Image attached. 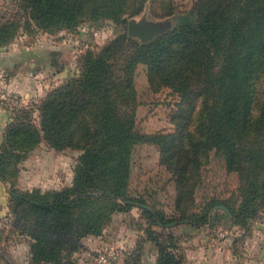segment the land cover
Masks as SVG:
<instances>
[{
    "label": "trees",
    "instance_id": "obj_1",
    "mask_svg": "<svg viewBox=\"0 0 264 264\" xmlns=\"http://www.w3.org/2000/svg\"><path fill=\"white\" fill-rule=\"evenodd\" d=\"M145 1L17 0L22 19L0 17V46L21 31L71 30L84 20L118 28L97 49H84L76 73L45 90L33 107L9 113L2 128L0 181L9 231L26 237V264H79L74 252L80 239L99 235L116 213L132 207L145 226H137L140 234L124 264H138L144 241L154 247V264H183L176 236L166 228L211 225L214 205L244 226L264 205V0H192L182 11L173 0H149L152 15L171 14L176 25L140 42L125 33V22ZM137 64L144 66L150 91L166 87L175 95L171 130L136 127ZM208 123L218 127L225 168L237 173L240 198L231 206L210 197L194 210V189L207 161ZM39 141L54 150H78L70 181L17 188V166ZM141 143L154 145L157 163L169 174L170 213L130 188L132 152ZM2 264L12 263L4 258Z\"/></svg>",
    "mask_w": 264,
    "mask_h": 264
},
{
    "label": "rangeland",
    "instance_id": "obj_2",
    "mask_svg": "<svg viewBox=\"0 0 264 264\" xmlns=\"http://www.w3.org/2000/svg\"><path fill=\"white\" fill-rule=\"evenodd\" d=\"M191 2L192 0H173L178 11L187 9L191 5ZM0 17L3 19L17 18L21 20L23 16L21 10L17 7V0H0ZM140 17L159 20L165 16L152 15L150 13V1L146 0L142 10L135 14L133 18L139 19ZM171 26L172 25L170 24V27ZM117 29V26L113 25L110 21L90 24L88 21L84 20L81 21L76 28L71 30L60 29L53 32L36 30L34 34L24 32L28 34V36L19 38V44L33 46L34 44L32 43L37 41L40 44H43L39 45V48H44L47 52V54H45L46 68L43 69V74L33 77L38 83L37 88H35L37 91L28 94V98L25 100V106L33 107V104L38 101V99L44 94L45 90L52 85L59 83L63 77L75 74L77 71L76 59L78 55L86 48L97 49L106 39L117 32ZM20 41L22 43H20ZM47 42H50L51 44L46 45L45 43ZM36 47L38 46L36 45ZM33 49H35V47ZM42 60H40V62L44 61ZM53 62H55V64H53ZM133 84L136 100V127L145 132L171 130L172 123L168 116L170 114L169 108L175 99V95L166 87H161L156 92L150 91L147 86L144 66L142 64H137L134 69ZM35 114L36 111L34 110L32 115L35 116ZM205 133L207 142V161L200 169L201 182L194 189L193 209H199V207L210 197L223 198L227 200L231 206H235L240 198L237 173L232 170H226L225 168L220 134L217 125L212 123L206 124ZM39 142L34 146L35 149H33L34 147L32 148L36 152L43 149L38 145ZM54 153L56 154V158L59 159V169L61 173H63L65 177L70 175L71 178V169L78 150L66 148L63 151H55ZM33 158H35L34 155H32V159ZM19 164L17 166L18 171L14 185L17 188L26 189V186L22 187V185H18L17 183V176L20 167ZM168 175L169 174L162 168V166L157 163V151L154 145L150 143H141L134 147L130 171V188L143 191L148 201H151L156 207L163 209L166 213L172 211L173 199V186L171 180L167 179ZM66 183L68 182L65 181L64 183H58V186ZM46 186L48 185H45L42 189L51 187V185L48 187ZM214 210L216 212V220L213 221L211 225L205 224L199 227L198 230L202 233V237H205L204 241H212L211 243L215 245V243L219 241V238L222 237L221 235H229V240L231 239L229 245L230 249L235 254V263L264 264V205L257 208L256 213L248 218L244 226L236 225L238 229L237 231L231 229L234 224L231 222L227 214L224 213L222 208H215ZM115 215L118 218L122 217L127 220V223L125 224L128 228L136 230V235L141 231L140 227L137 226H145V218L139 216V209L137 207H132L128 213L118 212ZM185 225L191 227L187 224ZM153 227L162 235L166 233V229L171 231L170 228L162 229L155 225ZM103 231L99 235H92L94 236L93 239L96 238V240L92 243V248H88L89 253H91V264H97L94 260L95 253L98 250L105 249L109 246H115L121 251L124 264L127 252L134 246L135 242L131 248H124L125 246L111 243L105 244L100 237L103 234ZM184 231L185 229H179L178 235L182 234ZM6 235H8V232L5 236ZM1 236L2 234L0 232V238ZM8 236L9 237L7 238L10 239H8L9 241L6 245L0 244V264L3 263L4 258L12 264H26V237L15 235V233L14 235L10 234ZM136 238L137 237H135V240ZM12 242L14 244L15 242H18L15 251H6L7 246L13 244ZM87 242L90 243V241ZM22 246H25V248H22ZM81 248L82 246L74 252V256L76 252L79 253L81 251Z\"/></svg>",
    "mask_w": 264,
    "mask_h": 264
},
{
    "label": "crops",
    "instance_id": "obj_3",
    "mask_svg": "<svg viewBox=\"0 0 264 264\" xmlns=\"http://www.w3.org/2000/svg\"><path fill=\"white\" fill-rule=\"evenodd\" d=\"M24 36H28V34L21 31L8 44L0 46V86L15 91L22 99L26 100L29 93L37 91L35 88H37L38 83L33 77L43 74V69L46 68L45 54H47V52L44 48H39V45L43 44L37 41L32 43L34 44L33 46L19 44V38H24ZM20 43L22 42L20 41ZM35 44L38 47H36ZM45 44L50 45L51 43L47 42ZM34 47L35 49H33ZM40 60L43 62H40ZM53 64H55V62H53ZM8 119L9 113L0 108V137L2 128ZM38 145L43 149L36 152L33 150L35 149L34 147L30 151L31 153L29 152L26 154V157L20 162L17 176L18 185L20 184L22 187L26 186L27 188L33 186L43 188L45 185L58 187V183H64L65 181L69 182L70 175L65 177L64 174L61 173L59 169V159L56 158V154L54 153L60 150H54L46 146L42 141H40ZM32 155H34L35 158L32 159ZM6 198L7 192L5 190V184L0 181V232L2 234L0 244L4 245H6L9 241L8 239H10L7 238L9 237L8 235L12 234L9 231L8 223L10 217ZM123 220L122 217L118 218L116 215L113 216V219L104 228L103 234L100 236L103 243L122 245L125 246L124 248H131V246H133L135 237L140 234V231L139 234L136 235V230L128 228ZM170 229L176 236L175 251L182 256L183 264H239L234 261L235 254L230 249L229 243L231 239L229 240V235H221L222 237H220L219 241L214 245L211 243L212 241H204L205 237H202V233L198 231L199 228H191L186 226L185 223H180L173 225ZM179 229H185V231L178 235ZM231 229L234 231L238 230L236 225H232ZM7 232L8 235L5 236ZM93 237L92 235H88L81 238V251L75 253L79 264H91V253H89L88 248H92L91 245L96 240V238L93 239ZM87 241H90V243ZM17 243L18 242H15V244L13 243L14 245L9 244L6 251L11 250L14 252L16 246H18ZM25 246V250H27L26 241ZM25 246H22V248H25ZM154 257L155 250L153 245L148 241H144L138 264H154Z\"/></svg>",
    "mask_w": 264,
    "mask_h": 264
},
{
    "label": "water",
    "instance_id": "obj_4",
    "mask_svg": "<svg viewBox=\"0 0 264 264\" xmlns=\"http://www.w3.org/2000/svg\"><path fill=\"white\" fill-rule=\"evenodd\" d=\"M133 17L134 15L126 19L125 33L130 37L136 38L140 42L149 40L153 36L170 29L176 24L171 14L159 20H151L144 17L134 19ZM170 24L172 25L171 27ZM215 208L225 209L222 205H214L212 211H214Z\"/></svg>",
    "mask_w": 264,
    "mask_h": 264
},
{
    "label": "built area",
    "instance_id": "obj_5",
    "mask_svg": "<svg viewBox=\"0 0 264 264\" xmlns=\"http://www.w3.org/2000/svg\"><path fill=\"white\" fill-rule=\"evenodd\" d=\"M25 105V100L15 91L0 86V108L11 113L16 108ZM94 260L100 264H123L122 253L115 246L98 250Z\"/></svg>",
    "mask_w": 264,
    "mask_h": 264
}]
</instances>
